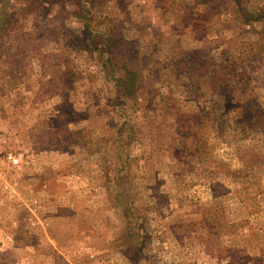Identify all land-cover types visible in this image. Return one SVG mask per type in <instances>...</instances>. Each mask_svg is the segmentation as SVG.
Wrapping results in <instances>:
<instances>
[{
  "label": "rangeland",
  "instance_id": "rangeland-1",
  "mask_svg": "<svg viewBox=\"0 0 264 264\" xmlns=\"http://www.w3.org/2000/svg\"><path fill=\"white\" fill-rule=\"evenodd\" d=\"M0 264H264V0H0Z\"/></svg>",
  "mask_w": 264,
  "mask_h": 264
}]
</instances>
